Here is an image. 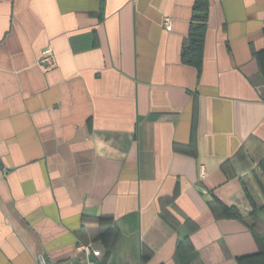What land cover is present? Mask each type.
I'll return each instance as SVG.
<instances>
[{
	"label": "crops",
	"instance_id": "obj_1",
	"mask_svg": "<svg viewBox=\"0 0 264 264\" xmlns=\"http://www.w3.org/2000/svg\"><path fill=\"white\" fill-rule=\"evenodd\" d=\"M208 1L199 74L195 0H0V264H264V0Z\"/></svg>",
	"mask_w": 264,
	"mask_h": 264
},
{
	"label": "trees",
	"instance_id": "obj_2",
	"mask_svg": "<svg viewBox=\"0 0 264 264\" xmlns=\"http://www.w3.org/2000/svg\"><path fill=\"white\" fill-rule=\"evenodd\" d=\"M209 1L195 0L191 17L190 29L185 42L184 63L202 70L205 36L209 17ZM264 75V50L256 54Z\"/></svg>",
	"mask_w": 264,
	"mask_h": 264
},
{
	"label": "built area",
	"instance_id": "obj_3",
	"mask_svg": "<svg viewBox=\"0 0 264 264\" xmlns=\"http://www.w3.org/2000/svg\"><path fill=\"white\" fill-rule=\"evenodd\" d=\"M164 24H165L167 30L172 29V21L170 18H166ZM42 63H44L48 66L53 65V53L51 50H47L44 53V56L42 58ZM205 174L206 173H205L204 168L201 167V178H204ZM79 250L85 254V257L81 262H79L77 264H100L102 254L93 245L84 244L79 248ZM38 264H51V263L44 256H39Z\"/></svg>",
	"mask_w": 264,
	"mask_h": 264
},
{
	"label": "water",
	"instance_id": "obj_4",
	"mask_svg": "<svg viewBox=\"0 0 264 264\" xmlns=\"http://www.w3.org/2000/svg\"><path fill=\"white\" fill-rule=\"evenodd\" d=\"M184 51H185V49H184ZM184 54H185V52H184Z\"/></svg>",
	"mask_w": 264,
	"mask_h": 264
}]
</instances>
